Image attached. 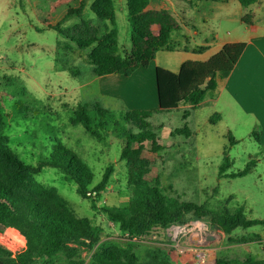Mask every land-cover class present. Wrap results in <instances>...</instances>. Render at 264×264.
<instances>
[{"label":"trees","instance_id":"16d2710c","mask_svg":"<svg viewBox=\"0 0 264 264\" xmlns=\"http://www.w3.org/2000/svg\"><path fill=\"white\" fill-rule=\"evenodd\" d=\"M175 1L190 5V0ZM236 1L243 7L259 2ZM47 2L43 25L55 30L79 49L88 51L92 72L97 77H130L140 67L148 68L159 52L175 50L172 34L181 26L167 10H148L150 0L126 2L131 42L126 52H122L119 46L115 0H92L89 11L94 19H86L82 15L84 3L74 8L75 0ZM61 8L67 11L66 20L77 18L80 23L72 28H63V24L53 18ZM242 21L250 24L245 17ZM245 47V43L227 44L206 62L184 63L178 73L156 68L158 109L124 111L121 120L129 125L128 128H119L111 110L97 99L91 103L81 102L72 111L69 122L73 126H81L98 142H103L107 134H121L118 135L122 145L120 161L125 164L126 189L130 192L125 206H97V198L113 182V164L106 167L100 180H96L90 165L60 141L53 144L49 155L42 158L38 165L22 160L9 146L6 134L8 115L0 109V227L4 231L19 233L26 241L23 250L15 256L0 244V264H175L172 255L160 247L141 258L137 252L138 242L155 227L167 229L185 225L190 220L209 219L211 230L229 236L230 244L249 242L245 238L236 240L230 236L237 229L247 230L264 225V220L248 219L243 208L234 212L226 209L215 211L206 204L183 201L166 193L159 180L149 181L146 178L152 164L146 143H150L151 152L163 149L157 134L159 128L150 123L153 115L174 113L183 103L190 105L183 115L185 125L176 129V134L194 136L195 131L187 123L190 113L204 101L209 91L216 88L217 77L230 75ZM205 50L206 47H198L192 51L203 53ZM67 69L75 75L80 74L78 69ZM219 118L215 114L210 122L215 124ZM253 137L260 142L259 132L254 131ZM230 139L232 145L237 143L232 137ZM232 166L225 152L219 168L220 175L226 174ZM254 166L255 163L250 162L242 171L226 177H244L251 173ZM45 167L59 169L69 182L75 183L78 194L90 200L94 210H101L108 221L117 226L123 242L103 241L101 227L88 218L75 216L56 188L39 182L36 176ZM84 252L88 253V261L83 257ZM185 254L177 257L182 258ZM195 259L196 254L184 261L185 264H192ZM216 264H264V259L258 260L251 254L243 260L240 257H216Z\"/></svg>","mask_w":264,"mask_h":264},{"label":"rangeland","instance_id":"374dc122","mask_svg":"<svg viewBox=\"0 0 264 264\" xmlns=\"http://www.w3.org/2000/svg\"><path fill=\"white\" fill-rule=\"evenodd\" d=\"M36 1L37 4L35 0H0V109L8 115L9 146L26 163L36 166L49 155L53 144L60 141L90 165L96 180H100L106 167L113 164V182L101 197H96L97 206H125L130 192L126 189L125 164L120 161L122 145L118 135L121 134H107L103 142H98L81 126H73L69 118L79 103L97 99L111 110L119 128H128L129 125L121 120L124 111H152L158 107L154 70L139 68L130 77L100 79L92 72L88 51L79 49L55 30L45 28L48 2ZM64 10L61 8L58 12L59 18L63 17ZM121 19H118L120 41L129 43L128 19ZM75 24V19H68L63 28H72ZM73 34L77 36L76 31ZM68 67L78 69L80 74H73ZM207 112L206 107L201 109L190 121L189 127L195 131L191 137L176 134V129L185 125L182 111L153 115L150 123L159 128L157 134L163 149L151 152L150 143H146L152 161L147 180H159L166 193L183 201L206 204L215 211L234 212L243 208L247 218L264 217V185H254L251 179L219 180L224 153L231 152L228 158L239 168L243 152L251 151L252 144L256 146L254 141L232 145L231 136L224 134L222 125L205 122ZM36 178L45 186L56 188L75 216L88 218L101 227L103 241L123 242L117 226L108 221L101 210H94L90 200L82 198L77 185L69 182L59 169L45 167ZM199 221L218 237L219 234L211 230L209 219L190 220L173 231L171 227H155L138 242V254L145 258L147 252L160 247L172 255L173 263L185 264L184 260L199 250L200 245L195 243H204L199 229L193 226ZM254 229L264 230V227ZM0 230L4 231L1 227ZM4 232L16 241L0 235L12 250H21L26 244L20 234ZM228 238L225 235L222 243L216 245H230ZM229 252L235 250L229 249L223 254ZM184 253L182 258L177 257ZM83 257L88 261L87 252Z\"/></svg>","mask_w":264,"mask_h":264},{"label":"crops","instance_id":"0c3cea01","mask_svg":"<svg viewBox=\"0 0 264 264\" xmlns=\"http://www.w3.org/2000/svg\"><path fill=\"white\" fill-rule=\"evenodd\" d=\"M91 1L75 0L73 7L78 8L84 3L82 15L86 19H94L89 11ZM126 2L127 0H115L117 25L119 17L124 21L128 19ZM189 3L190 5L175 0H150L148 10H167L179 22L181 29L172 34L175 50L159 52L149 67L154 70L153 74L158 67L178 73L184 63L206 62L227 44H246L234 70L226 78L220 76L216 78V88L209 91L204 101L190 113L187 123L189 124L197 113L206 107L208 112L204 120L207 124H212L210 119L218 114L220 118L213 125H222L224 134H229L237 145L245 140L254 141L256 146L252 144L251 151L243 152L244 159L239 168H236L235 161L229 158L233 166L226 174L220 175L219 180L251 179L254 185H264V0H259L250 7H243L236 0H190ZM34 4H37L36 0ZM85 10L90 13L89 17L85 15ZM59 11L60 9L54 13L53 18L64 24L67 21L65 19L67 11H63L62 18L57 16ZM244 17L250 21V24L242 21ZM72 19H75L76 24L80 23L77 18ZM118 29L120 50L126 52L130 49L131 43L120 41L119 25ZM198 47H206V50L203 53L192 51ZM106 77L109 76L99 78ZM189 109L190 105L183 103L176 112L182 111L184 115ZM254 131L260 133L259 143L253 137ZM228 155L231 156V152ZM250 162L255 163L250 174L235 179L226 177L230 173L242 171ZM248 219L264 220V217L258 215ZM257 226L264 227V225ZM254 227L247 230L237 229L230 236L236 240L248 239L249 242L246 243L216 245L217 242L222 243L225 237L218 235V237H205L204 243H195V245H200L197 249L208 252L210 264H216V257L239 256L243 260L249 254L261 260L264 259V230H255ZM229 249H234L235 252L223 254Z\"/></svg>","mask_w":264,"mask_h":264},{"label":"built area","instance_id":"2783aa9c","mask_svg":"<svg viewBox=\"0 0 264 264\" xmlns=\"http://www.w3.org/2000/svg\"><path fill=\"white\" fill-rule=\"evenodd\" d=\"M194 227L198 228L199 229V235L205 239V237H208V236H216L215 233H211L208 231V228L206 226L205 223H201L200 221L199 222H196L194 223L193 225ZM178 226H172L170 230H177ZM9 232V231H8ZM14 233H17V232H14ZM198 233V232H197ZM19 234V233H18ZM0 235L9 239L10 241L12 242H16L13 238H11L8 234L4 233V231H1L0 230ZM23 237V236H22ZM0 244L2 246H4L5 248H7L8 250H10L13 255L15 256L17 253H19L20 251L23 250V248L25 247V244L23 245L22 249L21 250H18V251H14L12 250V248L9 246L8 242H4L3 240L0 239ZM196 254V259L195 261L192 263V264H210V261H209V255H208V252L204 249H199L198 251L195 252Z\"/></svg>","mask_w":264,"mask_h":264},{"label":"water","instance_id":"95a60500","mask_svg":"<svg viewBox=\"0 0 264 264\" xmlns=\"http://www.w3.org/2000/svg\"><path fill=\"white\" fill-rule=\"evenodd\" d=\"M214 237V236H213Z\"/></svg>","mask_w":264,"mask_h":264}]
</instances>
